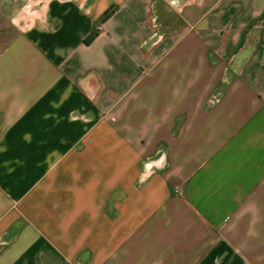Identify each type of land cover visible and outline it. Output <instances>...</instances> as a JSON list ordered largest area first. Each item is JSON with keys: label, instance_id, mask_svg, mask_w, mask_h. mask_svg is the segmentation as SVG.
Wrapping results in <instances>:
<instances>
[{"label": "crops", "instance_id": "crops-1", "mask_svg": "<svg viewBox=\"0 0 264 264\" xmlns=\"http://www.w3.org/2000/svg\"><path fill=\"white\" fill-rule=\"evenodd\" d=\"M0 264H264V0H0Z\"/></svg>", "mask_w": 264, "mask_h": 264}, {"label": "trees", "instance_id": "trees-1", "mask_svg": "<svg viewBox=\"0 0 264 264\" xmlns=\"http://www.w3.org/2000/svg\"><path fill=\"white\" fill-rule=\"evenodd\" d=\"M115 12V7L109 8L101 17L100 22L103 23L105 22L113 13ZM97 35V32H94L92 35H90L86 40L85 44H90L94 37Z\"/></svg>", "mask_w": 264, "mask_h": 264}]
</instances>
